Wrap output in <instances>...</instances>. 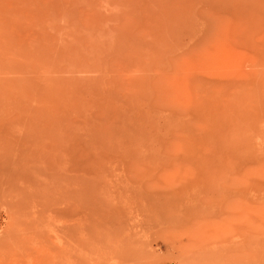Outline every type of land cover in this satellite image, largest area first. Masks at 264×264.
Here are the masks:
<instances>
[{"label": "rangeland", "instance_id": "obj_1", "mask_svg": "<svg viewBox=\"0 0 264 264\" xmlns=\"http://www.w3.org/2000/svg\"><path fill=\"white\" fill-rule=\"evenodd\" d=\"M255 1L0 0V264H264Z\"/></svg>", "mask_w": 264, "mask_h": 264}, {"label": "bare ground", "instance_id": "obj_2", "mask_svg": "<svg viewBox=\"0 0 264 264\" xmlns=\"http://www.w3.org/2000/svg\"><path fill=\"white\" fill-rule=\"evenodd\" d=\"M241 3V2H240ZM245 7H248L247 9H248V12L246 11V13H247V17H248V21L246 22V23H249V24H251V27L253 26H255V28H256V30H255V32L256 31H258V32H260V37L258 38V39H256V43L254 42V40H255V38H254V40L252 39V37H249V39L248 40H246L247 38H248V36L245 38V35H244V33L243 32H245V31H241V30H239L241 27H239L238 26V24H237V26H236V24H235V29H234V31L232 32V35H227L228 37H224L223 35H220V33H212V34H204V33H202V45H201V47H202V50H201V55H200V57H203L204 59H206L207 61H209L210 63H211V65H214V63L215 64H218V63H221L222 61H224L227 57H229V59H231V58H234L236 55H234V54H232L231 52H232V49H231V52L230 51H226V48L227 49H229V48H231V47H228V44L232 41V43H234L235 45L234 46H236L237 47V49H239L238 47L241 45L242 47L244 46V48H245V45H243V44H245L246 42H247V44L248 45H250V46H248L247 48L248 49H252L253 47H255L254 49L256 50V48L258 47V49H257V51L259 50V48H264L263 46H264V1L263 0H258V1H255V2H253V3H250V4H248V6L246 5ZM244 7V8H245ZM243 10H245V9H243ZM242 11V10H241ZM240 11V12H241ZM239 12V11H238ZM239 14V13H238ZM241 15H244V12L241 14ZM240 15V16H241ZM246 16V15H245ZM243 17V16H242ZM246 17V18H247ZM240 18V17H239ZM244 20V19H243ZM235 21H236V23H238L239 22V19L238 18H235ZM245 22V21H244ZM241 23H243V22H241ZM246 23H245V25H246ZM249 24H248V26H249ZM241 26H242V24H240ZM239 27V28H238ZM243 28V27H242ZM206 33V32H205ZM248 34V33H247ZM250 34V33H249ZM207 35V36H206ZM259 36V35H258ZM254 42V43H253ZM243 43V44H242ZM226 44H227V47H225L226 46ZM231 45V44H230ZM233 45V44H232ZM231 45V46H232ZM247 46V45H246ZM261 46V47H260ZM252 47V48H251ZM253 49V50H254ZM240 50V49H239ZM253 50H251L252 52H253ZM261 50V52H262V50L263 49H260ZM259 50V51H260ZM234 51V50H233ZM237 51V50H236ZM250 51V50H249ZM248 51V53H250ZM258 51V52H259ZM239 52V51H238ZM255 52V51H254ZM262 53H264V50H263V52ZM261 53V54H262ZM231 54L233 55V57H230L231 56ZM251 54V53H250ZM250 54H248V55H250ZM256 54V53H255ZM254 53H252V58H251V60H250V63H252V64H254V62H255V58H258L259 56H256ZM241 55V54H240ZM256 57H255V56ZM262 55H264V54H262ZM238 56V55H237ZM251 56V55H250ZM240 57V56H239ZM261 58V57H260ZM258 59V60H261V59ZM228 59V60H229ZM249 59V58H248ZM247 59V60H248ZM232 60V59H231ZM263 60V59H262ZM221 61V62H220ZM236 61V60H235ZM240 61V60H239ZM244 61V60H243ZM263 62H264V60H263ZM237 63V62H236ZM224 64V63H223ZM239 64H242V63H239ZM239 64H238V66H239ZM251 64V65H252ZM235 65V64H234ZM247 65H248V63H247ZM257 65V64H256ZM256 65H254L255 67H258V65L256 66ZM250 66V65H249ZM260 66V65H259ZM245 67V66H244ZM254 67V68H255ZM234 68V67H233ZM237 68V67H236ZM249 68V67H248ZM250 68H252V67H250ZM249 70H252L253 71V69H249ZM249 70L248 71H246V72H248V76L250 77L251 75H249ZM256 72H258L257 70H255ZM238 72V71H237ZM244 72V71H243ZM251 72V71H250ZM240 73V72H239ZM242 73V72H241ZM252 73V72H251ZM250 73V74H251ZM254 74V73H253ZM252 74V76H254ZM238 75V74H237ZM246 75V74H245ZM234 76H236V75H234ZM247 76V75H246ZM245 77V76H244ZM259 78V77H258ZM257 78V76H256V80H255V82L257 83L258 82V79ZM245 79V78H244ZM250 79V78H249ZM249 79L247 80V81H249ZM253 79H250V82L252 81ZM235 81V80H234ZM234 81H230V82H233V84L231 83H229V84H227V83H225L226 85H224V86H226V88H229L230 87V85L232 86H234V84L236 83H238V82H234ZM245 81V80H244ZM247 81L246 82H243L244 83V85L247 87V86H249V84H250V86L249 87H251V85H253V84H251L250 82H248L247 83ZM260 81V80H259ZM262 81V80H261ZM242 81H240V83H241ZM239 83V84H240ZM248 85H247V84ZM252 83H254L253 81H252ZM262 83V82H261ZM242 84V83H241ZM238 85L237 84V86H235V89L237 88V90L240 88V86H241V88L243 89V87H242V85ZM239 86V87H238ZM244 86V87H245ZM253 86H255V83H254V85ZM257 86H260V85H257ZM262 86V85H261ZM260 86V87H261ZM223 87V86H222ZM221 87V88H222ZM245 87V89H248V91L250 92V90H249V87L248 88H246ZM256 87V86H255ZM255 87H251L252 89L254 88V91H255V89H256V91L257 90H259V89H257V88H255ZM263 87V86H262ZM216 88H220V87H216ZM224 88V87H223ZM234 88V87H233ZM232 88V89H233ZM244 89V90H245ZM225 90H227V89H225ZM234 90V89H233ZM221 91H224L223 89L221 90ZM242 91V90H241ZM233 95V94H232Z\"/></svg>", "mask_w": 264, "mask_h": 264}]
</instances>
